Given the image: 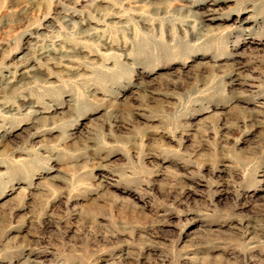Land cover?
<instances>
[{"label":"clouds","instance_id":"obj_1","mask_svg":"<svg viewBox=\"0 0 264 264\" xmlns=\"http://www.w3.org/2000/svg\"><path fill=\"white\" fill-rule=\"evenodd\" d=\"M0 264H264V0H0Z\"/></svg>","mask_w":264,"mask_h":264}]
</instances>
